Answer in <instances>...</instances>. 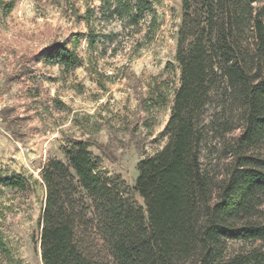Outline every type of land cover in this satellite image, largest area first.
<instances>
[{"label": "trees", "instance_id": "obj_1", "mask_svg": "<svg viewBox=\"0 0 264 264\" xmlns=\"http://www.w3.org/2000/svg\"><path fill=\"white\" fill-rule=\"evenodd\" d=\"M158 1L117 4L136 25ZM259 1L180 0L177 84L170 99L158 88L150 97L169 110L163 144L137 163L133 185L103 171L79 139L41 167V264H264ZM47 57L61 70L80 65L68 43ZM0 186L30 190L20 176L0 177Z\"/></svg>", "mask_w": 264, "mask_h": 264}, {"label": "rangeland", "instance_id": "obj_2", "mask_svg": "<svg viewBox=\"0 0 264 264\" xmlns=\"http://www.w3.org/2000/svg\"><path fill=\"white\" fill-rule=\"evenodd\" d=\"M179 2L159 0L135 25L117 0H0V177L30 185L0 186V264H41L39 171L63 160L69 140L86 141L101 169L130 186L137 163L161 147L169 110L150 97L158 88L170 99L177 84ZM64 43L80 61L67 71L47 57Z\"/></svg>", "mask_w": 264, "mask_h": 264}]
</instances>
